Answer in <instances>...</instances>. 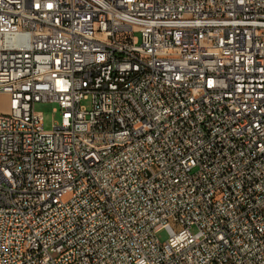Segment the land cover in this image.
Masks as SVG:
<instances>
[{
	"label": "built area",
	"instance_id": "obj_1",
	"mask_svg": "<svg viewBox=\"0 0 264 264\" xmlns=\"http://www.w3.org/2000/svg\"><path fill=\"white\" fill-rule=\"evenodd\" d=\"M0 95V264H264V0H0Z\"/></svg>",
	"mask_w": 264,
	"mask_h": 264
},
{
	"label": "rangeland",
	"instance_id": "obj_2",
	"mask_svg": "<svg viewBox=\"0 0 264 264\" xmlns=\"http://www.w3.org/2000/svg\"><path fill=\"white\" fill-rule=\"evenodd\" d=\"M83 107L88 108V102L82 103ZM56 105L51 103H35L33 108L34 111L41 113L42 115V127L44 131H50L54 124L60 122V113L53 112ZM7 109V99L5 96L0 95V112L5 111ZM158 240L162 243L168 239V235L165 231L158 233Z\"/></svg>",
	"mask_w": 264,
	"mask_h": 264
},
{
	"label": "bare ground",
	"instance_id": "obj_3",
	"mask_svg": "<svg viewBox=\"0 0 264 264\" xmlns=\"http://www.w3.org/2000/svg\"><path fill=\"white\" fill-rule=\"evenodd\" d=\"M28 71H30V62H22L18 66V76H25Z\"/></svg>",
	"mask_w": 264,
	"mask_h": 264
}]
</instances>
